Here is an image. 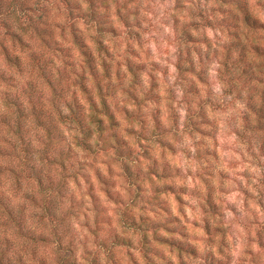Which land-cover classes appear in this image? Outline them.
Listing matches in <instances>:
<instances>
[{
  "label": "clouds",
  "instance_id": "9594fccd",
  "mask_svg": "<svg viewBox=\"0 0 264 264\" xmlns=\"http://www.w3.org/2000/svg\"><path fill=\"white\" fill-rule=\"evenodd\" d=\"M0 264H264V0H0Z\"/></svg>",
  "mask_w": 264,
  "mask_h": 264
}]
</instances>
